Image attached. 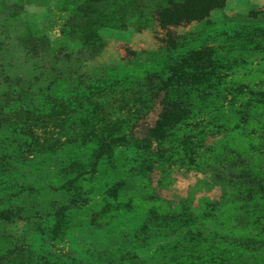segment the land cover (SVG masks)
<instances>
[{
  "label": "rangeland",
  "instance_id": "374dc122",
  "mask_svg": "<svg viewBox=\"0 0 264 264\" xmlns=\"http://www.w3.org/2000/svg\"><path fill=\"white\" fill-rule=\"evenodd\" d=\"M68 1L22 0L8 26L0 15V264H119L127 254L134 264H171V251L161 247L174 228L168 221L130 213L123 220L128 230L117 236L77 214L72 228L56 235L50 231L51 217L34 232L15 208L39 200L36 190L58 186L63 176L79 174L92 181L111 162L134 164L140 152L132 142L111 149L102 148V143L122 134L144 137L160 110L158 102L150 99L158 80L165 79L168 68L189 50L214 51L223 67L206 73H229L231 64L238 73L261 71L264 0H225V7L213 12L209 23L174 28L181 42L175 48L159 40L164 32L156 25L142 30L102 28L101 51L82 60L64 86H48L45 63L32 57L25 34L58 37L71 7ZM215 77L209 74L205 80L212 82ZM30 164L36 167L33 173ZM173 179L158 192L180 213L189 187L199 180L209 183L210 174L176 169ZM105 188L81 187L79 195L58 189L40 201L58 198L68 205V213L80 207L91 212ZM220 192L218 186H207L196 194L194 203L203 195L217 198Z\"/></svg>",
  "mask_w": 264,
  "mask_h": 264
},
{
  "label": "trees",
  "instance_id": "16d2710c",
  "mask_svg": "<svg viewBox=\"0 0 264 264\" xmlns=\"http://www.w3.org/2000/svg\"><path fill=\"white\" fill-rule=\"evenodd\" d=\"M21 2L0 0L5 25H10L8 20ZM68 2L71 7L64 15L58 37L51 38L45 32L25 34L32 57L45 63L42 68L48 86H64L82 60L101 51L105 44L99 33L102 28L142 30L156 25L164 32L159 40L175 48L181 42L174 28L191 22L209 23L210 15L226 3ZM222 67L211 49L189 50L168 68L165 79L158 80L150 99L158 102L160 110L144 137L122 134L102 143V148L111 149L132 142L140 152L134 164L126 160L111 162L92 181L79 174L63 176L58 186L49 184L36 190L39 200L16 206L19 219L37 232L42 230L43 220L51 217L54 222L50 231L58 235L71 229L74 215L81 214L83 220L123 236L128 230L124 218L138 213L174 224L167 244L161 245L171 251V264H264V73H260L264 64L261 71L251 68L250 73H238L233 64L229 73H206ZM209 74L216 75L212 82L205 80ZM30 128L33 134L34 125ZM35 146L31 145V151ZM30 166L33 173L35 165ZM176 169L205 170L210 174L209 183L199 180L189 187L180 213L158 192L173 183ZM105 185L91 212L80 207L68 213V205L58 198L40 201L58 189L79 195L81 187L101 189ZM207 186L220 187L219 196L203 195L194 203L196 194ZM131 258L127 254L119 264H134Z\"/></svg>",
  "mask_w": 264,
  "mask_h": 264
}]
</instances>
